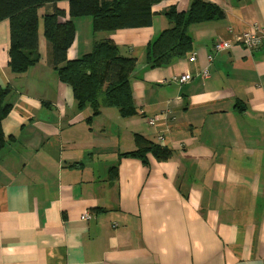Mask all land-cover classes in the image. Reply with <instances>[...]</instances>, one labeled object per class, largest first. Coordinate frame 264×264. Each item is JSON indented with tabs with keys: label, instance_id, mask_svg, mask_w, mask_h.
<instances>
[{
	"label": "crops",
	"instance_id": "0c3cea01",
	"mask_svg": "<svg viewBox=\"0 0 264 264\" xmlns=\"http://www.w3.org/2000/svg\"><path fill=\"white\" fill-rule=\"evenodd\" d=\"M154 1L150 27L96 34L90 18L74 19L69 60L111 40L137 61L138 114L127 119L115 108L79 110L51 64L44 18L58 8L69 20V2L38 10L40 60L23 75L9 69L10 22H0V88L11 89L12 105L0 152V264H264V43L214 54L219 40L264 26V0H205L224 16L191 25V53L166 68L147 65V47L172 27L166 12H188L193 0ZM185 74L190 83L171 81ZM137 135L172 157H124Z\"/></svg>",
	"mask_w": 264,
	"mask_h": 264
},
{
	"label": "trees",
	"instance_id": "16d2710c",
	"mask_svg": "<svg viewBox=\"0 0 264 264\" xmlns=\"http://www.w3.org/2000/svg\"><path fill=\"white\" fill-rule=\"evenodd\" d=\"M69 2L70 19L58 8L44 18V33L50 47L51 64L61 83L71 87L79 110L90 107L93 117L103 107L115 108L122 118L138 114L131 88V77L137 67L133 58L120 55L111 40L95 42L93 50L77 60L68 59V51L76 38L74 19L87 17L93 22L94 33L150 27L153 22L154 0H0V22H10L9 69L23 75L40 60L38 10L47 5ZM171 28L162 32L147 47V65L166 68L192 51L189 27L218 20L223 11L205 0H193L188 12L171 8L166 12ZM10 88H0V152L8 139L3 122L12 110L7 102ZM136 150L124 157L148 164L151 155L167 161L172 152L142 136H135Z\"/></svg>",
	"mask_w": 264,
	"mask_h": 264
},
{
	"label": "built area",
	"instance_id": "2783aa9c",
	"mask_svg": "<svg viewBox=\"0 0 264 264\" xmlns=\"http://www.w3.org/2000/svg\"><path fill=\"white\" fill-rule=\"evenodd\" d=\"M264 43V26H253L248 30L243 31L242 33L236 34L230 40H219L214 45V54H219L226 50H229L234 45H241L244 48L252 51L260 48ZM197 60L196 55H192L189 59L191 63H194ZM214 60V55L209 57V61L212 63ZM204 80L210 77V71L208 69L204 70L201 74ZM193 80L191 74H185L180 77H174L171 81L178 83L180 85L190 83ZM166 113L164 114V118ZM160 120V117L151 118L148 120L149 125L156 126L157 122ZM163 137H160L159 140L163 142ZM83 220L91 219V214L85 212L82 215Z\"/></svg>",
	"mask_w": 264,
	"mask_h": 264
}]
</instances>
